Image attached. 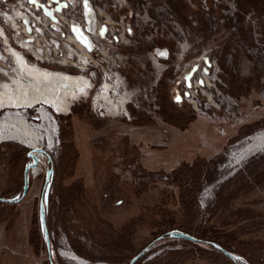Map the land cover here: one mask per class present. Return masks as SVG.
<instances>
[{
    "label": "rangeland",
    "instance_id": "obj_1",
    "mask_svg": "<svg viewBox=\"0 0 264 264\" xmlns=\"http://www.w3.org/2000/svg\"><path fill=\"white\" fill-rule=\"evenodd\" d=\"M122 1L137 13V21L135 15L129 18L134 32L153 34L152 41L136 37L135 44L120 42L114 47L124 59L111 58L109 66L125 82L108 96L116 104L128 94L123 110L112 113L96 107L101 90L98 70L95 85L89 82L78 95L64 97L62 105L17 108L0 99V198H20L22 171L31 162L26 158L29 150L41 148L52 158L48 163L44 155H37L38 166L27 174L28 192L22 201L0 203V264H49L38 206L50 166L53 172L43 202L53 263L129 264L158 235L165 216L156 206L160 192L168 189L177 196L164 177L195 158L210 162V181L192 211L168 204L176 226L198 232L211 223L237 240L236 251L247 264H264V147L245 151L264 135V17L238 0H151L146 13L148 0ZM163 3L178 28L171 23L167 34L160 35ZM105 15L115 21L120 17L112 11ZM147 18L153 21L152 29ZM0 27L8 38L7 42L0 34L1 93V83L15 75L12 52L34 64L12 41V31L1 23ZM156 48L168 52V59L158 66L150 60ZM202 56L213 67L204 94L192 89L194 106L184 100L179 78L183 73L178 69ZM37 66L88 77L58 66ZM214 90L219 99L228 97L231 102L219 104L217 110ZM183 106L194 121L181 132L171 124ZM18 120L34 138L14 131L20 130ZM76 187H82L81 195ZM33 237L39 243L37 253L29 244ZM139 260L138 264H231L206 246L180 240L159 242Z\"/></svg>",
    "mask_w": 264,
    "mask_h": 264
},
{
    "label": "built area",
    "instance_id": "obj_2",
    "mask_svg": "<svg viewBox=\"0 0 264 264\" xmlns=\"http://www.w3.org/2000/svg\"><path fill=\"white\" fill-rule=\"evenodd\" d=\"M104 1L87 0L85 4V0H57L56 3L50 0H35V3L32 0H0V23L12 31V41L16 42L22 51L28 53L35 66H58L74 70L76 73H87L86 80L94 85L97 81V70L100 71L101 85L97 89H101L100 94L106 92L108 96L109 90L117 88L118 85L120 87L125 82V78H122L119 72L109 66L112 63L111 58L118 62L124 59L120 52L116 54L114 47L120 45V42L135 44L139 42L135 40L136 37H144L145 40L152 41L153 34L147 36L134 32L131 23H129V18L135 15L134 21H137V13L134 14L132 8L126 7L122 0H108L105 4ZM146 3L144 13L151 8V0ZM59 4H64V6L56 12L55 8ZM87 7L88 16L86 15ZM44 9L52 12L53 19L44 14ZM163 9L165 15L159 18L165 23H162L163 28L160 29V35L167 34L171 23L177 26L171 21L173 16L167 11L169 10L168 6L164 3ZM107 11L117 13L120 17L117 21L112 20L105 15ZM88 20L91 21L90 32L86 31ZM146 21L152 29L153 21L149 18ZM72 26L79 28L87 37L91 46L90 51L76 40L71 32ZM101 31H103L102 34H100ZM0 32L4 34L1 27ZM6 40L8 42V38ZM167 59L168 52L164 48H156L150 52V60L155 66H158L160 60ZM24 60L26 61L25 57ZM212 67L213 64L210 59L202 56L196 62L178 69L179 73H183L179 75L183 86V97L189 104L195 106L196 103V101L195 103L192 101L194 97L192 95L193 88L198 89L201 95L204 94L203 89L207 87L206 79L210 76ZM189 72H191V76L186 81L185 76ZM160 76L161 73L158 74L155 87L159 83ZM105 87H107L106 91H104ZM214 91L217 98L214 100L218 102L217 110H219L220 105H227L231 102L228 97L219 99L217 94L220 93ZM207 102L210 103L209 99ZM199 104L201 103L199 102ZM203 104L206 105L204 102ZM214 104L211 105L214 106ZM99 108L101 109V107ZM229 109L230 107L227 106L226 110Z\"/></svg>",
    "mask_w": 264,
    "mask_h": 264
},
{
    "label": "trees",
    "instance_id": "obj_3",
    "mask_svg": "<svg viewBox=\"0 0 264 264\" xmlns=\"http://www.w3.org/2000/svg\"><path fill=\"white\" fill-rule=\"evenodd\" d=\"M238 1L241 2L242 7H247L254 14L264 17V0H238ZM49 69H52V68H49ZM162 86H163V83H161L160 88H162ZM166 95H167V92L164 95V97H166ZM160 98L163 99L162 96H160ZM163 110H164V107H161L159 114H163L164 113ZM187 112H188V108L186 106H183L180 109H177L176 114L174 115L176 116L175 117L176 121H174L171 124L172 127L177 128L181 132L186 131L188 129V126L194 121V118L192 116H187ZM209 164L210 162H206L202 158H195L190 164L181 163L169 175L164 177L168 187L172 186L177 189V196L168 189H164L160 192L156 206L159 208L161 213L163 214L165 213V216L162 215L164 217V220L163 222H161L158 228V233H157L158 235L155 237V239H157L161 235L166 234L167 232L184 233V234H187L195 238L197 242H188V241L180 240L183 243H187V244L194 245V246H206L210 248L211 250L217 252L218 254L222 255L223 257H225L227 260H229V262H231V264H247L244 260H242L241 258L242 256L240 255L239 251H236L237 240L235 238H233L227 233H224L222 230L218 229L216 226L212 225L211 223H209L206 227L201 228L200 231L198 232H192L190 230L189 231L180 230L181 227L176 226L175 220L173 218V214L167 208L168 204L172 202L173 204H178L179 209L184 212H190L193 209H195V207L198 204V198L202 191V188L204 187V185H206L210 181L208 178ZM22 177H23V171H22ZM74 186L75 185L72 186L73 187V189L71 188L72 190H74ZM77 187L75 189H80L79 191H77L78 192L77 194L81 195L82 194L81 192H83V189L82 187H79V188ZM1 204H5V202H1ZM46 224H47V229H48L49 222L46 221ZM154 240L148 243L145 247L149 246ZM171 240H174V239H171L169 237H164L162 240L154 243L144 253L141 259L143 257H146L151 251V249L154 246H156L157 243L162 242V241H171ZM29 244L33 248L34 253H37L39 250V243L37 241V238L33 237V240L32 238H30ZM212 244H217L223 250L227 251L232 256L234 261H231L229 258L224 256L219 250L215 249L212 246ZM75 250H77V252L79 251L78 249H75ZM199 252H203V251L199 250ZM138 262H136L135 264H138Z\"/></svg>",
    "mask_w": 264,
    "mask_h": 264
},
{
    "label": "bare ground",
    "instance_id": "obj_4",
    "mask_svg": "<svg viewBox=\"0 0 264 264\" xmlns=\"http://www.w3.org/2000/svg\"><path fill=\"white\" fill-rule=\"evenodd\" d=\"M3 36L6 37L4 34ZM12 56L15 62L13 71L15 75L6 77L7 80L1 83L3 91L0 93V99L14 103L17 108H31L40 103H59L62 105L64 97L76 96L90 86L82 76L70 77L65 73L46 71L41 67L38 69V66L28 65L24 57L18 53L12 52ZM106 90L107 87L104 88V91ZM127 98L128 94H123L115 104L104 92L96 96L94 103L97 108L101 107L114 113L119 109L123 110ZM99 99H101V104L97 102ZM17 122L20 130L15 128L14 131L19 132L25 138H34L33 133L23 121L18 120ZM252 147H264V135L257 137L255 145L247 146L245 151Z\"/></svg>",
    "mask_w": 264,
    "mask_h": 264
},
{
    "label": "water",
    "instance_id": "obj_5",
    "mask_svg": "<svg viewBox=\"0 0 264 264\" xmlns=\"http://www.w3.org/2000/svg\"><path fill=\"white\" fill-rule=\"evenodd\" d=\"M50 1H52L54 3L57 2V0H50ZM63 6H64V4L57 5L56 8H55V11L58 12L60 10V7H63ZM43 12H44V14L46 16H48L49 18L53 19L51 11H47V10L44 9ZM86 15L87 16L89 15L88 7L86 8ZM87 23H88V26L86 28V31L90 32L91 31V26H90L91 25V21L88 20ZM74 29H76V31H74ZM71 32L75 36L76 40L83 47H85L88 51H90V49H91L90 43H89L87 37L81 32V30L79 28H77L76 26H72L71 27ZM102 33H103V31L100 32V34H102ZM190 76H191V72H189L185 76L186 81H188ZM38 154L44 155L47 158V162L48 163L52 162L51 156L45 150H43L41 148H33V149H31V150H29L27 152L26 157L31 162L26 164V166L24 167L22 193H21L20 198L18 200H16V202L22 201L25 198V196H26V194L28 192L27 174L29 172H32L38 166V158H37ZM52 172H53V167L50 166L49 169L46 171V174H45L44 184H43V188H42V194H41V198L39 200V206H38L40 222H41L42 229H43V237H44V240H45V245H46V250H47V254H48V262H49V264H54V263H53V261L51 259V242H50V236H49V232H48L47 224H46V217H45V211H44V202H43V194H44V191H45V189H46V187H47V185L49 183V180H50ZM1 202H7V201L5 199L0 198V203ZM164 237H169V238L174 239V240H183V241H188V242H197V240L195 238H193L192 236H189L187 234L179 233V232H167L166 234L159 236L149 246L145 247L135 257H133L130 260L129 264H135L154 243L162 240ZM212 246L215 249L219 250L224 256L229 258L231 261H234L232 256L227 251H225L221 247H219L217 244H212Z\"/></svg>",
    "mask_w": 264,
    "mask_h": 264
},
{
    "label": "flooded vegetation",
    "instance_id": "obj_6",
    "mask_svg": "<svg viewBox=\"0 0 264 264\" xmlns=\"http://www.w3.org/2000/svg\"><path fill=\"white\" fill-rule=\"evenodd\" d=\"M2 199H5V198H2ZM7 202H5V203H9L11 200H8V199H5ZM9 201V202H8ZM16 202V201H15ZM15 202H13V201H11L10 203H15Z\"/></svg>",
    "mask_w": 264,
    "mask_h": 264
},
{
    "label": "snow or ice",
    "instance_id": "obj_7",
    "mask_svg": "<svg viewBox=\"0 0 264 264\" xmlns=\"http://www.w3.org/2000/svg\"><path fill=\"white\" fill-rule=\"evenodd\" d=\"M33 3H35V0H32ZM87 3V0H85V4ZM74 31H76V29H74ZM161 55H163V53H161Z\"/></svg>",
    "mask_w": 264,
    "mask_h": 264
}]
</instances>
